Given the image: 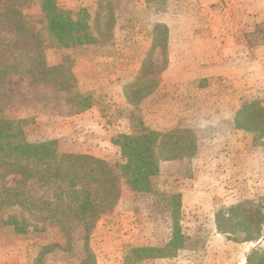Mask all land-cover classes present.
<instances>
[{
  "label": "rangeland",
  "instance_id": "1",
  "mask_svg": "<svg viewBox=\"0 0 264 264\" xmlns=\"http://www.w3.org/2000/svg\"><path fill=\"white\" fill-rule=\"evenodd\" d=\"M99 1L57 0L62 8H85L91 15ZM111 1L116 21L111 44L45 52L50 66L69 55L78 90L93 98L90 108L72 113L68 94L41 82L34 71L32 77L10 78L0 90V106L8 118L22 120L34 140L57 139L62 152L88 154L112 163L118 161L112 138L130 133L138 119L160 132L174 127L193 132L197 152L183 161L163 164L153 194L121 188L115 207L101 216L90 233L88 244L96 264H264V145L254 144L251 133L236 129L230 120L244 102L255 100L264 107V95L253 97L231 84H218L216 89L215 82L195 81L185 87L180 82L188 75L176 73L177 68L168 72L167 40L165 47L151 48L156 15L171 11L173 3ZM257 5L244 0V12H253ZM25 13L37 15L38 8ZM1 18L0 11V38L11 41L8 58L19 57L26 46L7 31ZM244 21L246 30L253 29L252 19ZM263 21L255 28L263 27ZM245 39L256 41L251 32ZM144 83L151 87L150 93L135 108L128 105L125 91L131 93ZM167 190L181 194L182 248L170 261L132 263L133 249L163 246L171 238L173 224L167 220L170 212L163 209L162 200ZM236 207L251 215L249 230L237 225L240 217L228 210ZM260 221L259 238L252 239ZM53 244L59 246L42 256L45 264H79L82 260L84 248L77 230L66 248L57 227L25 235H16L11 227L0 228V264H34L39 253Z\"/></svg>",
  "mask_w": 264,
  "mask_h": 264
},
{
  "label": "trees",
  "instance_id": "2",
  "mask_svg": "<svg viewBox=\"0 0 264 264\" xmlns=\"http://www.w3.org/2000/svg\"><path fill=\"white\" fill-rule=\"evenodd\" d=\"M32 7L38 8L37 15L25 13ZM0 11L2 25L26 46L19 57L9 59L11 41L0 38V90L6 88L10 78L32 77L34 71L41 82L68 94L72 113L90 108L93 98L78 90L69 55L50 66L45 52L52 48L111 44L116 27L113 2L100 0L94 15L85 8H62L57 0H0ZM166 40V26L156 23L151 48L165 47ZM150 90L148 83H144L131 93L125 91L128 105L135 108ZM230 120L236 129L251 133L254 144L264 145V107L259 101L244 102ZM134 127L130 133L112 138L110 144L118 153V161L112 163L88 154L62 152L57 139L34 140L22 120L8 118L5 108L0 106V228L11 227L16 235H25L57 227L66 248L77 230L84 248L79 264H96L88 244L90 233L101 216L115 207L121 188L125 186L146 196L153 194L161 166L190 158L199 148L189 128L174 127L160 132L144 126L139 119ZM180 196L171 190L162 192L163 209L169 210L166 217L173 224L171 238L163 246L133 249L129 256L132 263L143 259L170 261L176 257L182 248ZM228 210L240 217L237 225L250 229L249 212H241L240 207ZM260 224L261 221L255 226L252 239L259 238ZM217 227L221 229L219 224ZM58 246H46L34 264H45L42 256Z\"/></svg>",
  "mask_w": 264,
  "mask_h": 264
},
{
  "label": "crops",
  "instance_id": "3",
  "mask_svg": "<svg viewBox=\"0 0 264 264\" xmlns=\"http://www.w3.org/2000/svg\"><path fill=\"white\" fill-rule=\"evenodd\" d=\"M166 1L173 8L156 15V23L167 28L169 73L177 68L176 73L188 75L180 82L185 87L215 82L216 89L231 84L253 97L264 95V26L255 28L264 20V0H253L258 5L251 13L244 12V0ZM245 19L253 20V29L246 30ZM250 32L255 42L245 39Z\"/></svg>",
  "mask_w": 264,
  "mask_h": 264
}]
</instances>
